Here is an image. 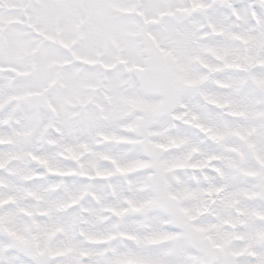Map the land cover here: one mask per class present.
I'll return each instance as SVG.
<instances>
[{
	"label": "snow or ice",
	"instance_id": "obj_1",
	"mask_svg": "<svg viewBox=\"0 0 264 264\" xmlns=\"http://www.w3.org/2000/svg\"><path fill=\"white\" fill-rule=\"evenodd\" d=\"M0 264H264V0H0Z\"/></svg>",
	"mask_w": 264,
	"mask_h": 264
}]
</instances>
